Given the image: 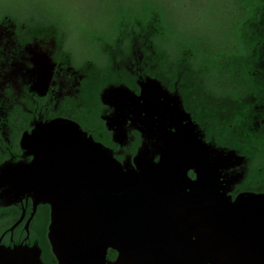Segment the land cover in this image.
Segmentation results:
<instances>
[{"label": "flooded vegetation", "instance_id": "flooded-vegetation-1", "mask_svg": "<svg viewBox=\"0 0 264 264\" xmlns=\"http://www.w3.org/2000/svg\"><path fill=\"white\" fill-rule=\"evenodd\" d=\"M62 23L37 14L0 19V182L6 179L1 171L6 166L23 165L29 171L34 156L23 147L24 139L37 126L56 120L78 124L120 164L135 166L144 141L136 104L121 112L118 96L107 90L127 87L139 96L141 85L151 78L180 96L203 140L223 152L216 159V180L207 185L212 190H201L199 195L207 197L200 202L209 204L219 195L235 201L244 194H264V20L249 71L253 90L240 94L223 93L216 79L192 62V53L191 61L175 73L154 31L126 27L112 38L107 30L88 29L82 31V40L90 46L80 51ZM189 177L194 180L196 175L190 171ZM1 194L0 189V246L37 245L45 264H56L48 240L50 206L27 194L17 200ZM161 202L152 201L151 208L159 212L152 217L154 223H147L151 230L137 241H187L186 214L180 236H172ZM46 250L51 253L48 261ZM118 255L110 248L107 260L114 262Z\"/></svg>", "mask_w": 264, "mask_h": 264}, {"label": "water", "instance_id": "water-1", "mask_svg": "<svg viewBox=\"0 0 264 264\" xmlns=\"http://www.w3.org/2000/svg\"><path fill=\"white\" fill-rule=\"evenodd\" d=\"M141 86L139 96L127 87L107 90L118 96L121 112L136 104L144 141L135 166L120 164L78 124L56 120L24 139L34 156L29 171L23 165L1 170L2 197L27 194L50 206L56 264H264V194L235 201L219 195L203 205L207 196L199 192L212 190L207 185L216 180L223 152L203 140L177 93L151 78ZM154 200L162 201L172 236H180L186 214L187 241H137L155 222ZM110 248L119 254L114 262L107 260ZM0 264L45 262L37 245L0 246Z\"/></svg>", "mask_w": 264, "mask_h": 264}, {"label": "trees", "instance_id": "trees-1", "mask_svg": "<svg viewBox=\"0 0 264 264\" xmlns=\"http://www.w3.org/2000/svg\"><path fill=\"white\" fill-rule=\"evenodd\" d=\"M230 2L234 8L226 10L227 15H220L205 33L183 31V25L173 16L171 4L166 0H135L134 3L112 0L111 18L105 30L110 35L126 30V27L140 32L154 31L157 43L161 44L163 51L167 50L164 53H169L175 73L181 65L191 61L189 56L192 53V62L216 79L223 93L240 94L253 90L249 71L255 59L254 50L262 41L260 28L264 20V0ZM215 8L216 3H210L203 14L210 15ZM33 14L63 24V19L51 11L37 9ZM50 256L46 250L44 260L48 261Z\"/></svg>", "mask_w": 264, "mask_h": 264}, {"label": "rangeland", "instance_id": "rangeland-1", "mask_svg": "<svg viewBox=\"0 0 264 264\" xmlns=\"http://www.w3.org/2000/svg\"><path fill=\"white\" fill-rule=\"evenodd\" d=\"M134 1L126 0L130 3ZM166 1L171 4L173 16L183 25L185 32L196 30L207 33L209 25H212L220 15H227L226 10L234 8L230 0ZM214 2L215 11L210 15L203 14L205 8ZM111 3L112 0H0V19L4 16L29 19L37 9L51 11L63 19L71 34L72 45L80 51H85L90 45L88 40H82L83 32L88 29L97 31L106 29L111 18ZM115 34L116 32H113L111 37L113 38Z\"/></svg>", "mask_w": 264, "mask_h": 264}]
</instances>
